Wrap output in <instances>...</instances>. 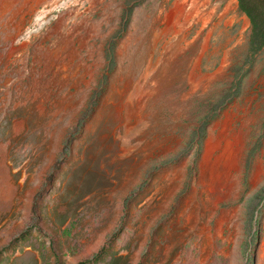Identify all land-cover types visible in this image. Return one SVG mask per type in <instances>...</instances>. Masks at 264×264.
Instances as JSON below:
<instances>
[{"label":"rangeland","instance_id":"1","mask_svg":"<svg viewBox=\"0 0 264 264\" xmlns=\"http://www.w3.org/2000/svg\"><path fill=\"white\" fill-rule=\"evenodd\" d=\"M251 36L239 0H0V264H264Z\"/></svg>","mask_w":264,"mask_h":264},{"label":"bare ground","instance_id":"2","mask_svg":"<svg viewBox=\"0 0 264 264\" xmlns=\"http://www.w3.org/2000/svg\"><path fill=\"white\" fill-rule=\"evenodd\" d=\"M221 136H223V134H221ZM218 143H219L218 139L208 141L206 148H205L203 162L204 164L208 165L209 168L211 169V177L214 183H217L222 188H227L230 186L231 181L234 178V177L232 178L233 172L235 170H238L237 159L238 158L240 159V157H239L238 152H234L231 150V143L229 142L226 143V149L224 150V152L217 155L216 153L220 149L219 148L220 145ZM221 165L222 167L225 168V171H224L225 173L223 177L218 172V169ZM259 176H260V172L257 171L256 177H259ZM226 219L227 218L222 217L219 220L218 225H217L219 232L222 231L223 226L226 222Z\"/></svg>","mask_w":264,"mask_h":264},{"label":"trees","instance_id":"3","mask_svg":"<svg viewBox=\"0 0 264 264\" xmlns=\"http://www.w3.org/2000/svg\"><path fill=\"white\" fill-rule=\"evenodd\" d=\"M239 7L250 19L253 46L264 48V0H239Z\"/></svg>","mask_w":264,"mask_h":264}]
</instances>
